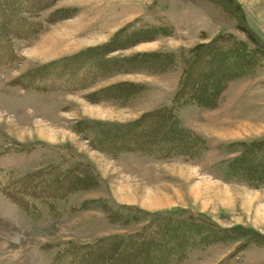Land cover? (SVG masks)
<instances>
[{"label":"rangeland","instance_id":"1","mask_svg":"<svg viewBox=\"0 0 264 264\" xmlns=\"http://www.w3.org/2000/svg\"><path fill=\"white\" fill-rule=\"evenodd\" d=\"M216 38L235 72L192 62ZM262 90L264 0H0V264L140 232L120 264H264L262 139L223 143L264 133ZM30 187L66 194L53 208L31 198L33 215L16 200Z\"/></svg>","mask_w":264,"mask_h":264},{"label":"trees","instance_id":"2","mask_svg":"<svg viewBox=\"0 0 264 264\" xmlns=\"http://www.w3.org/2000/svg\"><path fill=\"white\" fill-rule=\"evenodd\" d=\"M219 39L220 38H216L211 43L201 44L197 48H195L194 49L195 59H193L192 62L196 61L197 57H199V55L206 54V56L209 57V60H212V58L217 59V61H219V59H222L223 65L226 66L231 72H235V70L240 68V66H239L240 56L239 55H233L232 51H228L227 49L224 50L223 47L219 45V42H218ZM235 51H236V53L238 52V50H235ZM82 57H85V56H83V54L82 55L78 54V55L70 58L69 60L73 61L75 59L82 58ZM169 59H171V58H169ZM102 61H103V66L105 67L106 65L104 63V60H102ZM62 63L63 62H57V63L50 64L46 68L39 70V71L41 73H44V72L50 70L51 67H54V69H55L57 66H59ZM182 94H183V91L181 89L178 93V96H181ZM173 107H170V109L161 110L160 112L164 111V113H167V114H164L167 117H174L173 112L175 109H173ZM156 113L157 112L147 113L143 118L139 119L138 121H135V122H132L129 124H125L122 126L127 127V128L134 127V126L136 127L142 121H144L145 117H147L149 115L156 116L157 115ZM171 124H172V126H174L175 129L178 126V129H176V130H179L182 133V135H187L189 133V129L185 128L181 124L180 120L177 121V126L175 125L174 121H171ZM262 147H264V140L255 141L254 143H252L250 145V148H252V149H256V148L260 149ZM71 168H73V167H71ZM71 168H69L68 170L61 172V174L57 175L58 177H60V179H58L57 181L63 182V179L67 178L68 174H73V171H72L73 169H71ZM84 169L86 170V167H84ZM83 170L82 169L81 170H75V171H78V173L73 175L72 177L75 176V179H80V177L83 178V175H85ZM51 171L52 170L49 169L48 173ZM48 173L45 174L43 171H39V173H35L34 175H31V176H33L31 178L33 180L35 179V181L36 180L39 181V183H41V185H42V183L44 181L46 182V180H47L46 177L48 176ZM32 179H30V180H32ZM30 180H28V181H30ZM23 181H27V177ZM37 186L39 187V185H36L34 188L37 189L38 188ZM13 193H16V192L13 191ZM65 194H66L65 192L61 193L60 195L56 194L55 192L53 194H40L37 191H34V189L32 191L31 187H30L27 190V193L22 192L21 197L17 198L16 200L22 202L23 200H25L27 198V202H25L27 204V212H31V214L35 215L34 214L35 210L33 208L34 203L30 202L31 198H33L34 200H39L43 203H48V205L51 208H53V204H55V201L62 198ZM12 199L14 200V198H12ZM18 201H17V203H18ZM20 206L23 207L24 209H26V207H24V205L22 206V204H20ZM186 213L189 216V219L193 220V221L197 220L198 218H203L201 214L196 213V212L191 211V210H186ZM166 220L169 222H171L173 220L175 222V219L173 218V216H171L170 218H168ZM143 235L144 234L142 232L135 234V235H130L131 237L129 235H128V237H124L123 235L122 236L121 235H114L111 237H106L104 239H100L94 244H92V243H79V242H75V241H66L63 244L58 245L60 248L55 253L53 260L50 264H74L76 261L79 262V261H82L83 259L92 260V263H93L98 257L99 258L102 257L103 263L106 262V264H120V262L124 261L125 259H128L127 257L123 256V253L126 251L125 249L128 247V243L130 244L133 241H136L139 238H142L141 236H143ZM151 237H152V235H151ZM111 241H112V244L107 245ZM153 246L155 247L156 250L161 249L160 242L158 241V238L156 241H155V239H153L152 247ZM163 253H164V251H163ZM157 254L158 253L154 252L151 259L156 257L157 260L160 261L161 259L158 257ZM68 256H70V260L65 259ZM163 259L164 260H161V262L163 264H166V262L169 260V257L164 256Z\"/></svg>","mask_w":264,"mask_h":264},{"label":"crops","instance_id":"3","mask_svg":"<svg viewBox=\"0 0 264 264\" xmlns=\"http://www.w3.org/2000/svg\"><path fill=\"white\" fill-rule=\"evenodd\" d=\"M208 44V43H207ZM255 94H258V95H260V96H264V91L262 90V91H260V92H257V93H255ZM254 94V95H255ZM253 96V95H252ZM260 101V100H259ZM259 106H263V104H259ZM240 110V108L238 107V111ZM264 111V110H263ZM254 112H256V111H254ZM237 113H239V112H237ZM250 115V114H249ZM255 114H252L251 115V117H255L254 116ZM181 123L185 126V128H187L186 126H187V124H189V122L186 120V119H183V120H181ZM187 123V124H186ZM189 126H190V128H194L192 125H190L189 124ZM188 126V127H189ZM188 129V128H187ZM200 133H202V134H204L207 138L208 137H210V138H214L212 135H209V134H207V133H205V132H203V131H200ZM263 138H264V133L263 134H261V135H257V136H254V137H248L247 139L245 138V137H242V138H240V137H238L237 139H234L233 141H223V143H230V142H239V141H243V142H251V141H255V140H263ZM187 210H191V211H194V212H197V210H195V209H193V208H191V207H187L186 208Z\"/></svg>","mask_w":264,"mask_h":264}]
</instances>
